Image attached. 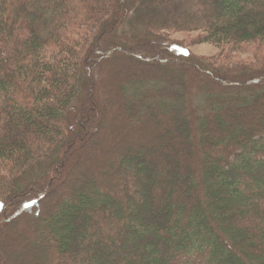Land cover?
Masks as SVG:
<instances>
[{"label": "trees", "instance_id": "1", "mask_svg": "<svg viewBox=\"0 0 264 264\" xmlns=\"http://www.w3.org/2000/svg\"><path fill=\"white\" fill-rule=\"evenodd\" d=\"M155 1L0 0V233L46 243L22 264H264V0H183L172 21ZM186 31L222 55L256 45V66L193 56L169 37ZM120 52L132 68L103 80ZM101 83L140 135L104 173L72 167L81 129H115Z\"/></svg>", "mask_w": 264, "mask_h": 264}, {"label": "rangeland", "instance_id": "2", "mask_svg": "<svg viewBox=\"0 0 264 264\" xmlns=\"http://www.w3.org/2000/svg\"><path fill=\"white\" fill-rule=\"evenodd\" d=\"M191 4L193 3L192 0ZM177 3H180L179 5H175ZM173 5L177 6L176 10L180 9H186L187 8V1L184 2L183 0H169L168 3L164 4V1H155L153 8H163L169 12L165 20L166 21H172L174 20L171 12ZM198 5L194 6L195 8L198 9ZM206 8L205 4L201 5L199 8V12H203V10ZM192 10L193 8H189ZM149 9H144L145 13H148ZM186 11L188 14L189 11ZM197 16L200 17V15L197 13ZM156 20L155 21H161L162 18L159 16H155ZM203 36V31H186V32H178V33H171L169 35L170 40L173 41L174 43H178L184 47L187 48V50L190 52L191 55L196 56V57H202L206 59H214L218 60V63L216 64H221L224 62L225 65L228 66H235L236 64H241V63H251L255 64V56L258 53V49H256V45H244L239 49V51H231L225 54H220V49L216 47L215 44L211 42H203L202 40H197V37ZM198 38V39H199ZM119 57L118 58H112L108 56L109 59V64L110 65H102L100 66V70L102 71L101 78L103 80H106L109 78L111 74L114 75L115 77H121V73L118 72V68L121 65H124L128 68H132V63L130 59H123L124 53L120 52L118 53ZM226 55H229L228 58ZM128 56V55H127ZM107 57V58H108ZM129 57V56H128ZM166 58H172L171 55H167ZM227 58V59H226ZM144 59V58H143ZM226 59V60H225ZM225 60V61H224ZM218 66V65H217ZM120 74V75H119ZM180 78L184 79L185 77L180 75ZM99 90L97 93V99L99 101L100 105H97V109H99V106L101 108H107L110 107L111 105V110L109 113H105V121L103 122V125L108 126L109 122L114 123L115 129L110 130L109 127H102L99 129V131L95 134H88L91 130V127L93 126V122L81 129V136H83V141H86L87 147H76L75 150H79V152L83 153V157L78 159V161L84 165L86 163V167H89V165H92L93 167H96L97 172H103L104 173V168H110L109 164H106V161H103L105 154L106 155H111L115 150H118L120 146V139L124 136L126 139H134V138H140V135L138 132H130L129 137L127 136V133H124V129H130L131 125L129 120L131 119L130 116H127V118L124 119L123 123H119L120 117H115L113 119V113L115 111L114 105L110 104L112 102L109 88L102 83L99 85ZM114 89V88H112ZM110 104V105H109ZM105 111V110H104ZM103 111V113H104ZM119 118V119H118ZM118 122V123H117ZM122 122V121H121ZM158 124V123H156ZM155 124V125H156ZM159 125V126H158ZM154 126L152 124L151 126L155 130V134L160 135V137L165 136V131H163V128L168 126H164L162 123ZM219 125V124H218ZM175 128V129H174ZM174 128H169V131H175V133L179 132L178 126ZM163 131V132H162ZM171 131V132H172ZM168 133V132H167ZM86 134V135H85ZM122 138V139H124ZM79 140V139H78ZM81 141V139H80ZM79 142V141H78ZM76 151V152H77ZM104 156V157H103ZM103 159V160H102ZM88 162V163H87ZM103 162V163H102ZM96 171H92L91 173H95ZM82 172L77 173L76 175H72L71 179L74 178V176L79 177V176H84ZM134 195L138 196V194L134 193ZM39 204L37 203L33 208L28 210V213L31 215L34 213L35 210H38ZM34 233L32 232V229H24L18 222H11L6 224V228L1 230L0 233V264H22L21 261V256L22 253L26 252L27 249L30 250V252H34L37 257L40 258V251L42 250L43 246L46 245V243H40L38 244L36 241H34ZM6 244V245H5ZM47 261H52V255L51 257L49 254H46V257H44ZM50 261V262H51Z\"/></svg>", "mask_w": 264, "mask_h": 264}, {"label": "bare ground", "instance_id": "3", "mask_svg": "<svg viewBox=\"0 0 264 264\" xmlns=\"http://www.w3.org/2000/svg\"><path fill=\"white\" fill-rule=\"evenodd\" d=\"M101 128V125H99V124H97V125H95V127L91 130V134H95V133H97L98 131H99V129ZM82 154H81V152L79 153V155L78 156H81ZM81 158V157H80ZM80 158H78L79 160H80ZM78 159H77V164H73L72 165V167L73 168H75V169H77L78 167H79V165H80V162L78 161ZM48 191H46V194L48 195V193H47ZM20 214H19V212L18 213H16L15 215H13L12 217H11V219L12 220H18V216H19Z\"/></svg>", "mask_w": 264, "mask_h": 264}]
</instances>
